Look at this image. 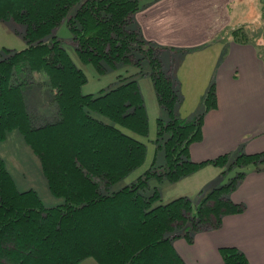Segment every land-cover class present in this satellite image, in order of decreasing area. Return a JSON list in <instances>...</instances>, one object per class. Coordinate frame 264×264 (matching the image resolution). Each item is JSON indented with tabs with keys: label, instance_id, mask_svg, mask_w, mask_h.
I'll list each match as a JSON object with an SVG mask.
<instances>
[{
	"label": "trees",
	"instance_id": "1",
	"mask_svg": "<svg viewBox=\"0 0 264 264\" xmlns=\"http://www.w3.org/2000/svg\"><path fill=\"white\" fill-rule=\"evenodd\" d=\"M72 7L75 13L68 17ZM139 9V0H0V22L12 19L22 24L26 43L20 50L4 48V56L0 51V140L9 130H20L41 162L48 188L64 198L62 204L45 208L34 191L15 188L0 159V264H77L89 256L99 264H185L169 232L187 226L183 236L190 240L192 232L216 229L224 216L243 211L244 205L229 197L243 171L210 189L197 204L180 196L153 206L161 200L158 190L149 196L141 192L150 177L176 182L207 163L222 167L228 158L222 154L203 161L190 159L189 146L202 136L204 112L215 106L214 85L204 97L201 113L191 119L176 114L181 102L177 82L172 71L162 68L164 47L146 41L134 24ZM64 20L79 59L99 73L118 63L139 66L148 59L157 102L167 112L166 121L157 119L155 139H163L158 147L164 151V164L148 168L138 181L110 194L101 188L145 160L147 146L135 136L148 133L144 100L136 80L98 96L83 94L85 74L52 34ZM243 27L227 36L240 44H256V34H246ZM35 73L47 76L57 107V119L40 126L33 125L34 116L23 97V86L33 82ZM76 132L81 142L66 141ZM60 141L75 149L64 162L58 158ZM102 154L107 158H101ZM234 165L264 168V153H239L229 169ZM83 219L94 231L71 239L73 223ZM219 250L222 264H249L235 247Z\"/></svg>",
	"mask_w": 264,
	"mask_h": 264
},
{
	"label": "crops",
	"instance_id": "2",
	"mask_svg": "<svg viewBox=\"0 0 264 264\" xmlns=\"http://www.w3.org/2000/svg\"><path fill=\"white\" fill-rule=\"evenodd\" d=\"M236 1L139 0L140 9L134 15V24L140 28L143 38L164 47L161 55L169 64L180 58L195 57L196 60L206 55L212 67L204 76L197 105L200 106L213 84L215 106L204 112L201 139L189 146L193 161L222 154H227L229 159L232 154L264 153V58L259 54L258 44H240L225 38L228 30L247 25L233 13ZM172 67L169 65L170 71ZM174 78L180 84L177 70ZM178 90L184 99L179 87ZM162 111L158 116L163 119L165 111ZM176 114L185 119L193 115L189 109H183L182 102ZM209 167L217 173L213 167L218 166L207 163L196 172L169 183L191 181ZM217 177L220 180L223 176ZM215 181L199 189L191 200H201L216 186ZM229 197L244 205L242 212L224 216L220 227L200 231L190 242L183 238L172 242L185 264H222L219 248L225 246L238 249L249 264H264V168H248Z\"/></svg>",
	"mask_w": 264,
	"mask_h": 264
},
{
	"label": "rangeland",
	"instance_id": "3",
	"mask_svg": "<svg viewBox=\"0 0 264 264\" xmlns=\"http://www.w3.org/2000/svg\"><path fill=\"white\" fill-rule=\"evenodd\" d=\"M232 8L234 9L233 13H235V15L240 18V21L247 22V25H244L243 27L245 33L247 32L248 35H252V33H254V35L256 34L255 39L256 44H258L257 47L259 54H261L264 58V0H237ZM75 10L76 7H72L68 13V17L73 15ZM233 30L234 29L228 30L227 33H231ZM23 33L24 26L14 22L12 19L0 22V51L2 52L3 56L6 55L4 48L10 50H20L26 47V43L23 40ZM52 34L56 35V37L61 40L62 47L66 50L73 63L85 74L86 82L81 87L83 94H92L93 96H98L107 90L129 80H136L144 100V105L148 116V133L144 136H135L147 146L145 160L141 166L131 171L122 179L112 183L108 187H102L101 191L105 194H110L126 185H130L138 181V178L143 176L144 172L148 168L163 165L165 161L164 151L162 148L158 147L163 142V139L155 141L157 119L160 118L158 113H160L162 109H160L153 89V84L150 77L151 65L149 60L146 58L142 59L139 66L130 63H118L115 67H108L104 72L99 73L91 63H84L79 59L75 50V46L72 42L73 33L68 27L66 20H64L57 28H55ZM227 37L228 36H225V38ZM49 39L50 35L46 37V40L49 41ZM194 59L195 57H190L187 60L180 58V60L177 59L176 61L169 64L168 59L160 54V60L161 62L163 61L162 68H164V65L166 66V70L164 69V71H168L169 65L173 66V74L174 71L177 70V76L180 80V84L177 83V85L181 89L184 99H182L180 94L179 96L181 98V102L183 103V109H189L192 111L193 115L191 117L196 116L204 110V99L200 104V106L202 105V111H199L200 106L198 107L197 104L200 102V95H202L201 92L204 88V76L212 68L208 64V58L206 55L203 56V58L199 57L196 60ZM124 76L129 77L120 80V78ZM33 77V82L30 85L23 86V97L27 110L34 116L33 125L40 126L53 122L57 119V107L53 100V91L49 85L47 76L44 73H35L33 74ZM179 104L180 103L176 105V111L178 110ZM163 112L164 111H162V113ZM164 114L165 116H163V119L166 121L167 112H164ZM91 115L95 118L98 117L102 119L101 121L105 123L113 124L110 119L96 112H91ZM68 137L69 138L65 137L66 141H82V138H76L77 132L76 134L72 135L70 133ZM66 141L64 142L67 143ZM62 142L63 141H60V143L57 145V147L60 145V147H62L58 158L60 161L64 162L69 157L70 153H74L75 149L71 148V143L68 142L69 144L62 145ZM234 155L235 154L230 155V158L222 167H213L216 168L217 173H215L213 169L209 167L208 169H204L198 175L192 177L191 181L188 182L182 181L181 183L176 184L169 183L168 181L161 182L155 177H150L147 180V185L143 190H141V192L144 195L149 196L153 193L155 188L158 190L161 200L154 202L152 204L153 206L160 203H166L174 198L185 195L190 197V199H193L197 195L199 189H201L207 183L216 180L215 187L221 186L231 177H233L238 171L246 172L248 168H251L250 166L238 167L234 165L235 167L229 169L231 162L236 158V155ZM100 157L104 159L107 158V155L102 154ZM0 159L3 161L7 172L12 178L15 188L19 192L28 190L34 191L45 208L54 207L64 202L63 197L54 195L48 188L46 178L44 177L41 170V162L25 140V137L20 130H9L6 133L4 139L0 140ZM223 170L224 173L221 174ZM220 174L223 177H221L222 179L219 180V177L217 176H220ZM199 201H193V203L197 204ZM84 219L80 220L82 221L80 223H73L72 230L74 229V232H72V235L70 234L71 239H77L78 236L79 238L82 236L85 237V235H87L89 232L94 231L93 228L89 227V223L87 222L88 220L86 221ZM185 227L176 228L174 231L167 234L171 237V242L179 238H183L190 242L193 240L195 234L200 232H192L190 234L191 239L189 240L183 236ZM56 234H58L57 237L61 239L64 237L59 235V233ZM70 238L67 239L64 237V240H70ZM121 255H124V253L120 254V256ZM77 264L99 263L94 257L89 256L85 257Z\"/></svg>",
	"mask_w": 264,
	"mask_h": 264
}]
</instances>
